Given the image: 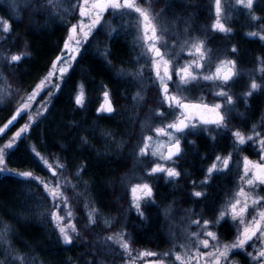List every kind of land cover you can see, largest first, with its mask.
I'll list each match as a JSON object with an SVG mask.
<instances>
[{
  "label": "snow or ice",
  "instance_id": "obj_1",
  "mask_svg": "<svg viewBox=\"0 0 264 264\" xmlns=\"http://www.w3.org/2000/svg\"><path fill=\"white\" fill-rule=\"evenodd\" d=\"M23 2L26 4L28 0H23ZM20 3L21 0H11L13 10H17ZM235 4L246 8L252 20L259 19L253 12L254 0H235ZM47 6L53 9L62 8V4L58 0H47V5H41V8ZM77 7L79 8V20L77 23H73L68 27L67 37L61 48V55H58L53 61L52 70L36 84L31 93L26 97L25 102L16 108L15 114L11 119L3 127H0V133H5L6 129H10L11 126H14L18 122V118L22 117L26 110H30L33 106L31 102L37 99L38 94L47 91L49 88L57 91L62 90L63 84L70 78L71 72L74 71L78 59L88 51V45L95 39L96 32L105 27V20L108 15H111L113 18L119 17L122 20L135 17L137 31H142L143 44L146 46V51L151 54L150 71L154 73L153 84L159 83L158 91L161 96V104H166L168 109L173 112H177L178 110L176 119L173 122L154 129L157 136L168 137V143L166 145V152L153 151V156L159 155L161 160L175 164V161L184 153L182 138L187 135L186 130L195 131L202 129L213 140L215 136H212V130L209 126H215V129L220 130L221 133L230 130L228 123L230 112L231 108L236 104L237 99L225 89L234 77L239 74L235 59L221 60L216 65L214 73L202 75L205 70V65L202 62L208 59L205 41H193L190 44L188 41H185L183 47L188 48V54L193 59L185 61L180 66H177L179 64L178 57L166 59L165 57L169 54L162 51V49L169 47L167 40L164 39L167 36V31L160 25L159 15H152L151 5L142 7L141 3H138L137 0H78L77 4H71V0H69V8L72 12H75ZM64 11H67V9H64ZM222 11L221 0H215L216 20L211 27L214 32L219 31L220 33L228 34L232 32V29L226 27L225 23L222 22ZM0 25H2L4 33H10L11 24L9 20L0 18ZM117 31V28L109 24L106 35L111 39ZM247 35L258 36L261 41H264V25L261 26L260 31L250 32ZM237 51L236 46L230 49L232 53H237ZM110 54V49L105 47L102 55L105 58V63L109 65L111 62L107 60V57ZM24 55V53H13L11 55H4L0 59H2L5 65L11 66L16 62H21ZM260 70L264 71V67H261ZM57 72L59 74L58 77ZM129 75L135 76L136 73H130ZM149 79H152V76H149ZM200 81L218 83L219 90L214 95L221 98L223 103L217 102L209 104L192 102L187 96L182 94L193 83H199ZM170 85L175 86V92H172ZM261 87L255 79L252 80L250 90L245 92L241 97L246 105L253 91ZM77 89L74 103L78 107H83L85 101L82 86L77 85ZM55 95L56 92H50L49 101L42 105V108L46 109L48 103L51 102V98ZM103 96L106 101H109V92L107 90L103 93ZM114 112L115 109L111 101L107 105L102 104L97 109V114H114ZM157 112L161 116L164 115L159 110ZM44 115V112L38 111L35 117L29 116L28 122L13 134L12 139L8 143L0 147V172H12L17 176L30 177L43 185L44 192L52 200L51 207L53 210L51 211L50 222L53 225V229L58 232V239L62 244L70 245L74 239L70 232L76 233V227L72 224L73 212L70 210L69 198L65 195V190L68 187L67 181L61 182L56 180L53 185H50L48 181L40 177H33L31 172H16L6 166V157L10 155L9 150L16 144L17 138H23L24 134H31L30 126H32V122L37 117L42 118ZM262 125H264V116H262ZM256 128L257 125L252 126L250 135H246L238 129L231 130L233 149L238 150L241 145H245L246 141H251L253 145H258L259 158L256 161H252L248 156H243V170L239 177L238 190L234 194L225 193L228 199L221 206V210L215 215V218L203 219L201 224L200 219H202V214H197L189 210L193 215L198 216L197 220L190 222L198 228L197 232H191L189 234V238L192 240L191 244H179L178 247L183 250L182 252L172 250L164 253L148 250L140 251L138 257L133 258V264L135 259L140 257H165L171 261V264H177V262L179 264H233L230 257L232 250L239 249L242 252H246V246L249 242H253L252 247L254 248V253L246 252L248 264H264V195L257 194L256 192L257 189L264 192V127H262L260 132H257ZM151 140V136H145L143 138V146L139 148L140 157L147 155ZM189 143L195 145L194 141H189ZM234 155L235 151L229 152L224 157L216 155L213 163L206 169L204 179L198 183L193 181V191L186 195L192 198L194 203L203 202L208 195L207 191H198L195 188L201 187L207 189L211 185L214 174H222L229 169L230 161ZM36 156L42 160L43 164L55 177L57 175L56 169L48 164L47 161H43L39 153H36ZM60 168L62 169L63 165H60ZM161 173L164 174L167 182H172L182 175V172L177 167H168L164 163H156L150 169H147V175L149 177H154L156 174ZM131 192L132 207L135 208L138 216L146 219L142 204H155L154 184L149 182L134 184L131 187ZM205 206L207 207L208 205ZM253 208L256 211L252 215L251 220H249L245 214ZM56 209H62L66 213L67 224L62 223L65 220V216L60 215ZM95 212L96 210L93 209L88 214L90 225L96 223L94 219ZM227 217H230L232 226L236 230L235 239L231 243L222 242L218 232L212 230L227 223ZM6 234V232L0 231V241L4 240ZM126 235L128 234L123 231L109 235L105 238V245H107L108 241H112L119 245L123 254L130 255L132 249L129 240L125 239ZM256 241H259V245H257ZM106 254H110V248H106ZM173 256L174 260L171 259ZM86 264H103V262H98L93 258L86 262ZM150 264H165V260L153 259L150 261Z\"/></svg>",
  "mask_w": 264,
  "mask_h": 264
},
{
  "label": "trees",
  "instance_id": "obj_2",
  "mask_svg": "<svg viewBox=\"0 0 264 264\" xmlns=\"http://www.w3.org/2000/svg\"><path fill=\"white\" fill-rule=\"evenodd\" d=\"M256 5L261 11L260 15L264 16V0H257ZM49 8H41L40 4L34 9L28 7L20 18L11 21L14 24L13 33L10 34L11 45L15 49H26L22 61L13 64L10 71L6 68L7 65L3 62L1 64L12 85V95L29 92L48 71L66 38L67 26L76 18L77 8L75 12L70 9L65 17L52 13L50 15ZM6 43L10 45L7 40ZM107 44L111 52L110 65L103 58L100 57L103 59L101 61L90 53L94 48L80 57L70 78L63 84L62 90L52 97L45 115L31 135L34 145L38 144L40 149H44L40 152L62 160L69 176L72 177L79 169L82 193L95 198L104 208L109 207L110 194L117 191L121 173L127 167L124 162L131 159L129 155L126 160L123 152L125 148H121L119 144L130 140L129 138L134 139V131L137 133L139 130L138 120L131 117L136 112L131 111V104L127 100L134 86L129 81L115 78L118 68L130 66L131 47L127 39L117 35L109 39ZM237 45L241 52H250L255 46L248 41H237ZM255 49L258 50V47ZM78 83L82 84L88 98L83 110L75 107L71 99ZM104 86L110 88L118 104V111L113 116L100 117L94 113L98 93ZM12 97L0 107V127L14 108ZM154 104L156 107V98ZM139 114L142 116L140 111ZM3 138L4 134L0 136V140ZM131 143L132 141L125 144L127 150ZM9 153L6 157L8 168L45 178V172L28 146L17 143ZM47 202L48 198L43 194L39 181L12 173H0V225L7 230V244H0V264H14L6 259L9 256L5 255V249L6 253L15 251L30 258L33 263L83 264L85 255H80L78 251L83 249L74 245H62L56 237L55 230L44 215ZM155 234L156 226L151 221L143 232V238L153 239Z\"/></svg>",
  "mask_w": 264,
  "mask_h": 264
},
{
  "label": "rangeland",
  "instance_id": "obj_3",
  "mask_svg": "<svg viewBox=\"0 0 264 264\" xmlns=\"http://www.w3.org/2000/svg\"><path fill=\"white\" fill-rule=\"evenodd\" d=\"M141 1L144 2L146 6L152 4L153 2V0H141ZM185 1L188 3H191L188 0H185ZM197 1L200 3L199 5H197L198 9L189 7L187 10L184 7H182V9H180L179 12L177 11L176 6L172 4L170 5V9H172L171 14L165 13V10L161 7L156 9L155 11L151 9L153 16L159 15V23L167 31V36H165L164 39L167 40L169 47L162 49V51L168 53L169 55H167L165 58L174 59L178 57L179 64L177 66H180L185 61L193 59V57L188 54V48L183 47L185 41H188L190 44L193 41L198 42L199 40H204L206 43V50L208 51V59L202 62L205 65V70L202 73V75H209L211 73H214L216 65L221 60L235 59L237 61V71L239 74L236 77H234V79L230 82L228 87H231L233 85L237 87V90L239 93L238 100L240 104L246 105L244 100L241 97L243 96L245 92H248L250 90V84L253 79H255L256 82L262 86L260 89L254 90L253 94L248 99V103H249L252 98H255V104L256 103L259 104L258 107L261 108V109L259 108L258 114L256 116L257 118L255 117L256 119H254V123L252 124V126L257 125L256 131L260 132L262 130V127H264L261 121L262 115L264 114V71L260 70L261 67H264V41H261L258 36H254V39H256L257 42L260 44V46H258V50L255 49V51L250 52L247 57L242 56V58H240L238 55L239 50L237 51V53L230 52V49L233 46L237 47L236 41L230 42V38H231L230 36L232 35V33H235V31H238L242 36L253 37V36H248L247 33L260 31L261 26L264 25V18L259 17L256 14V16L259 19L253 21V23L251 24V27L249 26V28L245 29L248 26L244 22H242V23L236 24L237 28H241V29L236 30L234 25L231 24V20L230 19L226 20L224 19L225 16H223L222 22L225 23L226 27L231 28L232 32L228 34H223V33H220L219 31L214 32L211 26L213 22L216 20L215 0H203V1H206V6H205V3H203V6L201 5L202 0H197ZM232 1L235 2V0H232ZM254 1L256 2L257 0H254ZM58 2L62 4V8L53 9L49 6L50 7L49 13L51 12L54 15L57 14L62 17L67 16L70 10L69 0H58ZM37 3H39L40 5H44V4L47 5V0H28L26 4L23 2V0H21L20 6L18 7L17 10H13L11 0H0V18L9 20L11 24V21L17 18H20L21 13L24 12L28 7L34 9L36 5H39ZM77 3H75V0H71V4H77ZM225 3H230V2L226 0H221L222 6H225ZM64 9H67V11H64ZM196 11L197 12L207 11L208 20L204 21L203 23H199L195 19ZM75 17H77L76 19H78L79 17L78 7H77ZM244 17H250L249 13H245ZM129 20L128 18H125L124 20H122L119 17L113 18L111 15H108L107 19L105 20V27L101 29L100 31L96 32L95 39L92 41L91 44L88 45V51L92 48L99 49L100 50L98 53L99 56L105 60L102 53L105 47L108 48L107 42L109 38L106 35V33L108 32L109 24L112 27H115L118 29V31L114 33L113 36L115 35L119 37L123 36V38L127 39V43L131 47V50H133L130 66L126 68L125 67L118 68L116 70L117 76L127 78L128 80L131 81L130 84L134 86V90L132 93L129 94L128 96L129 98L127 100L131 104V106L129 107L131 111L133 113L136 112L131 117H133V119L136 117L135 120L136 121L138 120L137 122L139 124L138 132L135 133L134 131V134H133L134 139L129 138L130 140L123 141L119 144L121 148H125L123 149V152L125 154L126 160L129 159V155H130L131 159H129V161H132V163L130 164L132 165V167L121 173V175L123 174V176L119 179L121 186H122L121 192H124L125 190H127L128 193H130L132 196V192H131L132 185L140 184L144 182H149V183L154 184L156 175L154 177H149L147 175V169H150L154 164L160 163L162 160L160 159L159 155L153 156L152 152L153 151H158V152L164 151L165 152L166 145L168 143V137L157 136L156 133L154 132V129L156 127H163L164 125L173 122L176 119L178 110L177 112H173L168 109V106L166 104L165 105L161 104V96L158 91L159 83L158 82L156 83L158 85L156 89V84L155 85L153 84L154 73H151L150 71V68H151L150 55L151 54L146 51V46L143 44L142 31L141 32L137 31V27H136L137 22L135 21L134 24H132L131 23L132 19L129 18ZM240 21H243L241 17H240ZM73 23H77L75 19L73 20V22L69 23V25L67 26V30H68V27ZM13 25L14 24H11L10 33H4L2 30V25H0V57H3L4 55H11L13 53H24L25 54V51H26L25 47L20 48V49L19 48L15 49V47L11 45L10 34L13 33L12 31ZM214 35L217 37L221 36L220 41L215 40V38L212 37ZM66 37H67V34H66ZM6 40L10 43L9 46L6 43ZM102 40H104V42ZM62 47H63V44L61 48ZM59 53L61 55V49ZM53 61L48 71L36 82V84L39 83L49 73V71L52 70ZM2 62H3L2 59H0V107L3 106L11 96H13L12 98L14 100L13 102L14 108L11 110V113L6 118L5 122H7L15 114L16 108L19 107L21 103L25 102L26 97L31 93L32 89L36 86V84L27 93H23L21 95H19L18 93H14L12 95L11 94L12 85H10V81L7 78V75L2 70V67H1ZM17 63L19 62H16L14 64H17ZM6 68L9 69V71L13 69L12 65L7 66ZM130 73H136V75L135 76L129 75ZM58 75L59 74L57 72V77ZM149 76H152V79H149ZM205 84L207 86L208 96L214 102H219L221 98L216 97L214 95L215 92L219 90L218 83H213L211 81H200L199 83H193L192 85L195 88L196 87L201 88ZM78 85L82 86V84L80 83ZM172 86H173V91L175 92L176 91L175 86L174 85ZM77 91L78 89L76 86L74 89L73 95H72L73 101H74L75 95L77 94ZM82 91L84 92L83 87H82ZM105 91L106 90H103V92ZM156 91H157V96H156ZM188 91H189V87L187 91L182 92V94L189 98L191 95L188 93ZM50 92H57V90L49 88L47 91H43L41 94H38L37 99L31 102L33 106L30 108V110H26L25 114H23L22 117L18 118V122L15 123L14 126L10 128V131L6 130L5 133H3L4 138L0 140V147L8 143L12 139L13 134L17 132L25 123L28 122L29 116L35 117L38 111L46 113L50 103H48L46 109L42 108V105H44L46 102L49 101ZM152 92L154 93V96L152 95L153 94ZM85 98L86 96L84 93V101H85ZM155 98H156V107L154 104ZM51 101H52V98H51ZM86 102L87 101H85L84 104H86ZM98 102L100 106L102 104L104 105L105 99H104L103 94L101 95V99H99ZM157 110H159V112L164 113V115L163 116L159 115ZM115 111H118V104H117V109ZM139 111L141 112L142 116H140ZM40 119L41 117H37V119L32 122V126H30L31 134H24L23 138H17L16 144L14 146H16L17 143H20V142L23 143L24 145L29 147L30 151L35 156H36V153H39L40 157L43 158V161H47L48 164L52 165L56 169L57 175L54 177L52 172L43 164L42 160L36 156L39 162V165L42 167V171H44L46 174L43 180L48 181L50 185H53L56 182V180H59L61 182L67 181L68 187L65 190V195L68 196L69 198L68 202L70 205V210L73 212L72 224H74L76 227V233L70 232V234L73 235L74 237L73 242H75L76 240L79 239L77 233L78 234L80 233L79 232L80 228L78 225L79 223L78 210L76 209V205H74L76 195L77 194L79 196L82 195V186H81L82 182H81V177L79 175L80 172L77 171V174L73 173L72 177L69 176L64 166L62 169L60 168V165H63L61 162L62 160L52 155H47V154L44 155L43 152H40L41 150H44V149L43 148L40 149L38 147L39 146L38 144L34 145V143L31 140V135H32L34 127L38 124ZM145 136H151L152 140L149 142V148L147 151V155L144 157H140L139 148L143 146V138ZM130 141H132V143L129 149L127 150L125 147V144L129 143ZM0 173L6 174L4 172H0ZM7 173H12V172H7ZM74 179H76V182H74ZM43 194L47 196V194L44 192V189H43ZM81 197L85 198V200L89 199V195H85ZM47 198H48V202L46 204V212L44 213V215L50 222V215H51V211L53 210L51 207L52 200L49 196H47ZM41 199H42V196H41ZM56 211L59 212L60 215L65 216V220L62 223L67 224L66 213L62 209H56ZM87 211H85V213H86L87 221H88ZM52 228H53V225H52ZM0 231L7 233V230L5 226L3 225H0ZM55 235L58 238L57 231H55ZM125 239L129 240L130 242V238H128V235H127V238ZM0 244L6 246L7 244L6 236L4 237L3 241H0ZM116 245L119 246L118 244ZM4 252H5V255L7 254L9 256V258L6 257V259H9L11 262H14V264H44V263H41L40 261H35V260H34L35 262L33 263L30 260V258L29 259L25 258L23 255L15 251H12V250L6 253V249H5ZM86 259L87 261H84V260L82 261L83 264H86V262H88L89 257H86Z\"/></svg>",
  "mask_w": 264,
  "mask_h": 264
},
{
  "label": "flooded vegetation",
  "instance_id": "obj_4",
  "mask_svg": "<svg viewBox=\"0 0 264 264\" xmlns=\"http://www.w3.org/2000/svg\"><path fill=\"white\" fill-rule=\"evenodd\" d=\"M188 1L191 3H188L185 0H153L152 4L150 5L153 11L161 7L165 10V13L169 14H171L172 9H170V5L172 4L176 6L178 12L180 11V9H182V7L187 10L189 7L198 9L197 5H199L200 3L197 0ZM226 1L230 3H225V6H222V17L225 16L224 19L226 20L230 19L231 24L234 25L236 30L241 29L236 27L237 23L244 22L248 26L246 28L243 27L245 29L249 28V26L251 27V24L254 20H252L251 17H244V14L249 13V11L243 6L236 5L232 0ZM137 2L141 3L142 7L149 6H146L141 0H137ZM201 3L202 6L203 3H205L206 6V1L202 0ZM258 11L259 10L257 9L256 2L254 1V14H257L259 17L264 18L263 15H260L261 11H259L260 13ZM240 17L243 21H240ZM76 18L75 21L78 22L79 17L78 19ZM130 19H132L131 23L134 24V22L136 21L135 17H132ZM195 19L199 23L207 21V11H196ZM212 37H214L215 40L220 41L221 36L217 37L214 35ZM230 37V42L236 41V45L237 41H242L243 43L248 41L255 44L254 48L260 46L257 40L254 39V36H242L238 31L232 33ZM254 48L249 51H255ZM237 49L239 50L238 55L240 58H242V56L247 57L250 53L244 50V52H241L238 45ZM99 51V49H93V51L91 50L90 53H92L95 58L101 59L98 54ZM132 51L133 50H130L131 53ZM58 55H60V53ZM102 60L103 59H101V61ZM107 60L109 61V56L107 57ZM115 78L131 82L127 78H123L121 76H115ZM174 79L176 78L174 77ZM157 87L158 85L156 84V89ZM170 88L172 92H174L172 85H170ZM103 90H107L109 92V101L112 102V105L116 110L117 101L112 96L110 88L104 86V88L98 93V97L96 100L99 101V99H101V95L104 93ZM225 90L229 91L230 94L234 95V97H236L237 99L236 104L231 108L230 112V118L228 121L230 130L221 133L220 130L215 129V126H209V128L212 130V136H215L214 140L202 129H198L195 131L186 130L187 135L182 138V147L184 149L183 155H181L179 159L175 161V164L163 160L160 162L164 163L165 166L168 167H177V169L182 172V175L172 182H167L164 178V174H156V179L154 181L155 204H142V209L145 213L146 219H142L140 216H138L135 208L132 207L131 194L128 193L127 190L121 192L122 186L120 181H118L117 183V191L111 193L109 196L110 202L108 208L102 207V205L96 202V199L91 197L90 195L89 199L86 200L85 198L81 197L85 196L83 193L81 196H79L78 194L76 195L74 205H76V209L78 210L79 215L78 225L80 228V233L78 234V237L80 240L78 239L70 245H74L76 248L83 249L78 251L80 252V255H85L84 261H87L86 257H89L88 261L95 258L98 262L102 261L103 264H133V258L138 257V253L143 250L158 253H164L169 250L182 252L183 250L180 249L178 245L191 244L192 240L189 238V234L191 232L198 231L197 226L190 223L191 221L197 220L198 216L193 215L191 212H189V210H192V212L197 214H202V219H200L201 224L203 222V219L215 218V215L218 214V212L221 210V206L228 199L225 193L234 194V192L238 190L239 177L243 170V156H248L252 161H256L259 158L258 145H253L251 141H246L245 145H241L238 150H234L231 138V130L238 129L246 135L251 134L252 124L254 123V119L257 118L256 116L260 108L258 107L259 104H255V98H252L248 105H241L238 100L239 93L237 87L234 85L231 87H227ZM188 93L191 95L188 99L192 102H203L209 104L217 103L208 96L206 84L201 88H195L193 85H191L189 87ZM71 99L74 106L80 110H83L88 102V98L86 97V104H84L83 107H78L75 105L73 98ZM109 101L105 100L104 105H107ZM219 102L223 103V100L221 99ZM99 107L100 104L98 102L97 106H94L95 114H97V109ZM97 115H99L100 117L113 116V114L104 113ZM262 116H264V114ZM189 141H194L195 145L190 144ZM233 151H235V155L230 161V167L228 170H226L222 174H214L211 185L207 189L201 187L195 188V190L198 191L206 190L208 195L203 202L194 203L193 199L186 195L187 193L193 191L192 182L195 181L198 183L204 179L205 171L213 163L216 155L224 157L229 152ZM131 163L132 161H125L124 164H127V167L122 172L130 169L132 167V165H130ZM77 171H79V169ZM77 171L75 172L76 174ZM122 176L123 174L120 176V178ZM74 182H76V179H74ZM256 192L257 194L264 195V192H261L260 189H257ZM205 205L208 206L206 207ZM93 209L96 210L94 214L96 223L94 225H90L89 221H87L85 211L88 210L87 213L89 214V212H91ZM255 211L256 209L254 208L250 209V211L245 214L247 219L251 220L252 215ZM226 220L227 223H224L223 226H219L212 230L218 232V235L220 236L222 242L231 243L235 239L236 230L235 227L232 226L230 217H227ZM151 221L156 226V234L153 239H144L143 232L145 231L146 226L151 223ZM122 231L126 232L128 234V238H130V246L132 249L130 255L123 254L122 249H120L119 246H117L112 241H108L107 245H105V238L107 236L114 235ZM125 238H127V235L125 236ZM252 243L253 242H249V244L246 246V252L254 253ZM256 243L257 245H259V241H256ZM106 248H110V254H106ZM246 252H242L239 249H233L230 253L231 261L233 262V264H248V257L246 255ZM153 259H164L165 264H171V261L165 257H140L138 259H135L134 264H150V261H152ZM171 259L174 260V256ZM177 264H179V262H177Z\"/></svg>",
  "mask_w": 264,
  "mask_h": 264
},
{
  "label": "water",
  "instance_id": "obj_5",
  "mask_svg": "<svg viewBox=\"0 0 264 264\" xmlns=\"http://www.w3.org/2000/svg\"><path fill=\"white\" fill-rule=\"evenodd\" d=\"M6 123H7V122H6ZM6 123H5V124H6ZM5 124H4V125H5ZM4 125H3V126H4ZM3 126H2V127H3ZM0 134H2V133H0Z\"/></svg>",
  "mask_w": 264,
  "mask_h": 264
}]
</instances>
